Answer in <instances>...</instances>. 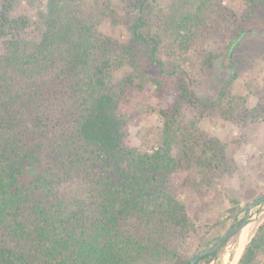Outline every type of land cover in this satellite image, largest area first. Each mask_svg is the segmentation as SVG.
Segmentation results:
<instances>
[{"label":"trees","instance_id":"trees-1","mask_svg":"<svg viewBox=\"0 0 264 264\" xmlns=\"http://www.w3.org/2000/svg\"><path fill=\"white\" fill-rule=\"evenodd\" d=\"M14 1L0 9V264H135L187 239L196 224L172 176L185 173L202 196L235 167L222 141L183 121L188 84L169 87L139 66L129 43L101 32L119 23L109 0H45L32 39L29 18L10 14ZM226 1L130 0L139 14L133 41L151 42L150 60L161 63L159 55L175 70L210 58L211 41L231 46L243 32L244 14ZM151 85L163 103L164 147L146 151L129 144L137 116L123 105ZM220 115L238 128L263 118L264 91L251 107L228 95ZM27 166L38 168L28 179ZM244 246L237 264H264V221ZM198 251L175 253L173 264Z\"/></svg>","mask_w":264,"mask_h":264},{"label":"rangeland","instance_id":"rangeland-1","mask_svg":"<svg viewBox=\"0 0 264 264\" xmlns=\"http://www.w3.org/2000/svg\"><path fill=\"white\" fill-rule=\"evenodd\" d=\"M109 1L116 10L119 23L112 25L106 21L99 27L101 32L112 35L120 42L129 43L139 66L164 78L169 87L187 83L191 97L178 104L183 121L197 120L203 131L222 141L229 161L235 166L231 175L214 178L202 196L187 188L185 173L179 172L172 176V190L186 204L189 215L195 221V230L170 250H150L135 264H173L175 253L200 250L214 243L234 218L236 225L244 216V208L251 201L247 197L264 192V117L248 120L244 127L238 128L220 115L228 95H245L251 107L264 91V0H227L226 4L238 17L245 16L240 21L243 30L241 36L231 46L211 41L207 47L210 58L198 61L194 57L190 64L180 70H175L171 63L159 55L155 58L161 63L150 60L151 42L133 41L130 25L139 14L137 9L129 7L130 0ZM1 3L2 0L0 9ZM44 3L45 0H15L12 4L11 16L29 18L30 28L24 34L28 39L35 38L40 32L38 11L44 8ZM155 91V85H151L147 92L133 90L123 105L124 110L137 116V122L129 128L128 142L146 151L164 147L163 122L158 114L163 103ZM37 170L36 166H27L25 178L34 175ZM234 200L240 201L241 209L232 213ZM263 204L264 201L254 206L250 216L254 218ZM263 221L264 211L246 225L240 251L237 252L240 233H236L207 262L199 264H237L244 245Z\"/></svg>","mask_w":264,"mask_h":264},{"label":"water","instance_id":"water-1","mask_svg":"<svg viewBox=\"0 0 264 264\" xmlns=\"http://www.w3.org/2000/svg\"><path fill=\"white\" fill-rule=\"evenodd\" d=\"M263 201H264V194L248 202L244 208V212H245L244 216L241 218L238 224L234 225L236 222V218H234L232 223L227 227V229L223 232V234L214 243L201 248L198 252L193 254L188 264H195V262L199 260L201 257L208 254H212L213 252L217 251L223 245L226 239L231 237L233 234L240 233V231L249 222L256 220L258 216L261 214V212L264 211V204L263 206H260L259 209L256 211L254 218L250 216L251 209L256 205H259Z\"/></svg>","mask_w":264,"mask_h":264},{"label":"bare ground","instance_id":"bare-ground-1","mask_svg":"<svg viewBox=\"0 0 264 264\" xmlns=\"http://www.w3.org/2000/svg\"><path fill=\"white\" fill-rule=\"evenodd\" d=\"M245 227L241 230V232L239 234V241H238V246H237V252L241 250V248L243 246V243H244V239H245Z\"/></svg>","mask_w":264,"mask_h":264},{"label":"flooded vegetation","instance_id":"flooded-vegetation-1","mask_svg":"<svg viewBox=\"0 0 264 264\" xmlns=\"http://www.w3.org/2000/svg\"><path fill=\"white\" fill-rule=\"evenodd\" d=\"M240 220H241V219H239L238 222H239ZM238 222H237V224H238ZM234 225H235V224H234ZM233 235H234V234H233Z\"/></svg>","mask_w":264,"mask_h":264}]
</instances>
